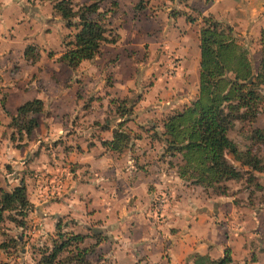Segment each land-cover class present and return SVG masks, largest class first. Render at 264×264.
Instances as JSON below:
<instances>
[{
  "label": "rangeland",
  "instance_id": "rangeland-1",
  "mask_svg": "<svg viewBox=\"0 0 264 264\" xmlns=\"http://www.w3.org/2000/svg\"><path fill=\"white\" fill-rule=\"evenodd\" d=\"M59 1L61 0H49L51 5ZM101 1L102 11L112 9L114 0ZM121 1L127 5L129 10V1L134 0ZM205 1L209 6L206 13L190 6L185 9L183 4L187 0H146L148 6L144 12H139L136 8L133 12L119 11L118 6L114 8L115 13L109 20L110 27L113 29L111 37L114 38L117 35L120 37L117 45H103L102 50L93 61L83 63L72 72L65 67L61 68L59 74L55 73L54 80L48 85H41L40 71H34L36 73L30 75L29 89L46 88L49 108L44 112V115L52 122L51 127L49 126L48 129L42 127V131L30 140H34L31 144V152H34V155L42 149L44 151L64 150L65 152L70 149H80V147L86 146V143L89 146L98 138L100 140L112 139L114 132L122 129L131 137L129 148L131 146L132 148L123 151L124 153L127 151L129 156L128 150H133L137 146V143L132 142V139L139 140L138 137H141L139 140L142 142L140 150L144 151V154L142 152L138 160L132 156V160L135 161L133 164L134 171H137L135 173L139 172L142 175L136 199L140 201V205H138L143 216H141L139 224L136 225L138 237L134 238L130 223L121 224L119 222L121 220L119 217L123 215L118 212L116 216L114 213L109 216V212H106L104 206L99 212L102 216L90 221L85 218L80 219L82 224L76 223L72 215L68 214L60 219H55L54 213H59V211L51 209L55 207L51 205L43 208L47 217H45L42 208L36 209L35 207L31 208V212L25 219L17 212L5 213V221L0 226V264H38L42 258V252L52 250L54 241H59L56 228L58 223L62 224L63 233L88 237L82 248L92 249L91 246L95 245L96 240L90 237L93 231L101 233L107 238L106 242L96 247L94 252L88 255L87 259L90 264H147L149 255L144 250L147 249L150 254L153 252L150 256H156L158 251L153 248L144 249V245H149L153 239H155L154 243H157L159 235L166 236L162 230L155 233L153 226H163L167 219L165 210L173 208L178 203L199 205L200 208L207 207L212 215L216 201L223 197L221 202L230 201L233 203L235 209H238L239 212L242 210L241 216L248 215L246 212L249 207L257 211H264V187L262 186L264 185V173L243 167L241 163L228 155V162L242 174V179L228 183H213L209 179H203L198 174H194L193 168L196 163L187 166L180 155L171 156L166 153L167 146L163 139L164 121L191 106L198 95H196L193 77H178L176 74L178 67L182 66L183 59L177 57V48H174V43L179 36H184L181 34L186 35L188 32L181 28L174 31L171 29L172 27L159 30L155 25L156 18H159L161 23L163 22L164 27H167V17L173 18L172 14L178 15L179 18L186 16L194 18L196 22L189 23L193 26V32L189 37L194 39L196 35H200L204 28L202 16H212L221 24V31L227 27L232 28L231 43L236 48L235 52L238 58L242 59L241 64H250L252 67L253 78L247 80L249 76L246 75L243 78L237 74V65L234 63L230 75L229 71L224 69L226 80L234 82L240 79L239 84H249L259 72L262 59L261 37L264 31V0H202V3ZM72 2L77 11L79 7L90 4L92 1L72 0ZM179 5H182L184 10H179ZM46 8L48 9V6ZM60 21L61 28L59 30L57 29L59 28L58 22L54 21L55 25L52 28L58 33H54L51 38L54 37L56 42L61 37V50L54 52L48 48L49 50L44 51L48 58L50 53L54 55L53 58H49L51 61L64 52V44L73 40L76 34L75 29H67L63 20ZM75 22H78V19ZM171 25L172 22L169 26ZM175 26L174 24L173 28ZM42 33L43 30L37 32L38 35ZM39 48L37 49L41 51ZM196 49L199 52V48ZM55 50L58 48L56 47ZM193 57L191 56V60ZM237 63L240 64V60ZM51 65L50 62L49 64L45 63L41 71L50 75L54 71ZM186 84L188 86L185 88ZM259 95L261 99L257 103L255 119L236 121L229 132V137L241 152L253 151L264 164V145L260 141L256 142L257 135L255 134L256 131H264V92H260ZM125 101H127L129 112L125 117H122L119 108ZM235 105L236 103L228 102L224 104L223 108L229 111L230 107ZM151 112L154 114L148 116V113ZM120 124L123 125L122 128L119 127ZM105 128L107 131L102 133ZM48 132L52 133V138L43 142L45 134ZM53 138L59 139L58 142H55L56 144L50 142ZM26 140V137L21 140L16 139L13 144L24 143ZM85 141L87 142L85 143ZM69 143L73 146L68 147ZM21 147L28 150L29 144L19 145V148ZM130 158L128 157V159ZM6 170L13 174L14 178L17 176L14 174L17 171L14 168L12 170L11 167H8ZM29 170V168H24L22 171ZM182 171L185 172V179L181 178L180 172ZM108 177L111 179L112 176ZM154 183L164 186L156 188ZM14 186L16 185H7L6 187ZM222 187L227 189L226 196H219L217 193ZM37 188L38 185L29 187L28 199L34 205L40 203L36 198ZM51 200L54 203L60 199L57 195H53ZM113 204L115 206V203ZM134 204L135 200H131L129 203L131 211ZM119 207L120 210H123L121 212H124V207ZM63 213H67V210H64ZM225 213L224 220L220 222L223 229L221 232L223 235H229L231 234L229 230L231 228L233 230L238 224L234 226L229 223L231 218L233 219V216H230L233 212L225 210ZM45 218H47L46 222L43 220ZM13 219L16 220L13 221ZM22 221L24 227L18 225ZM120 224L121 227H126V232L120 229ZM111 227L115 228V234L120 232L124 236H129L130 243L137 245L136 249H132L126 239L121 244L122 238H116V235L113 234L109 238L106 234L112 231ZM149 229L153 232L152 239H147L150 234ZM242 233L248 234L246 244L238 241L240 244L234 247L235 253L233 252L234 248H226L224 257L226 252H229L230 264H264L262 262L264 249L261 250L258 244L259 237L264 238V231L263 235L258 233L259 236L255 237L252 242L249 237V227L246 232ZM19 238L22 240L20 241ZM254 249L257 252L251 256V251ZM248 250L249 254L245 253ZM164 257H167L166 251ZM70 258L71 255L63 253L60 256V261L67 263V259Z\"/></svg>",
  "mask_w": 264,
  "mask_h": 264
},
{
  "label": "crops",
  "instance_id": "crops-1",
  "mask_svg": "<svg viewBox=\"0 0 264 264\" xmlns=\"http://www.w3.org/2000/svg\"><path fill=\"white\" fill-rule=\"evenodd\" d=\"M50 3L49 0H0V103L5 100V107L9 113V116L4 112L0 114V189L5 191L9 189L7 192H11L24 182L27 193H29L30 185H38L36 198L40 203L34 205L30 201L34 205L33 207L36 209L42 208L45 217H47V213L43 208L47 207V205L55 206L51 208L59 211V213H54L55 219H60L67 216L65 214H68L72 215L76 223L79 224H82L80 219L83 220L85 218L90 221L102 216L99 212L102 211L104 206L106 212H109V216L113 213L116 216L120 212L123 216L119 217L121 218L119 222L121 224L130 223L131 233L133 232V237L137 238L136 225L139 224L141 216H143L139 206L140 201L136 199L140 182H142V175L139 172L135 173L137 171H134L135 167L133 164L135 161L132 160V156L138 160L139 155L142 152L144 154V151L140 150L142 147L140 144L142 142L139 141L141 137H138L139 140L132 139V142L137 143V146L133 150H128L129 156L127 151L125 153H114L104 147L103 143L111 141L113 138L107 140L98 138V140L91 142L89 146H87V141H85L86 146L80 147V149H70L67 152L64 150L44 151L42 149V151L34 155V152H31V144H33L34 140H30L42 131V127H47L48 129L52 125L50 119L43 113L36 116L38 128L32 136L30 138L26 137L27 140L24 143L13 144L12 135L14 130L10 127L11 117L16 116L18 110L25 103L36 99L44 102L45 112L49 108L46 88L43 87L40 90L28 88V84L31 81L30 75L35 74L36 72L34 71H40L41 85H48L54 80V74H59L61 68L65 67V69L71 70L67 66L56 62V59L63 53L58 55L54 61L45 56L44 51L48 48L54 52L61 50V37L60 40L55 42V38H51V36L54 33H58L52 28L55 25L54 21L58 22L59 28L57 29L59 30L61 28L60 20L62 19L60 16L55 15L54 12V5L57 2L52 5ZM114 3L119 6V11L133 12L139 0L129 1V10L126 7L127 5L121 0H114ZM46 6H48V9ZM183 6L185 9H187V6L196 8L202 13H206L209 8L207 1L202 3V0H187ZM180 9L184 10L182 5H179ZM171 11L174 12L173 10ZM158 19H155V21L157 20L155 25L159 30L172 27L171 29L174 31L181 28V30L188 32L186 35L181 34L184 36H179L174 43V48H177V57L183 59V62H181L182 66L178 67L176 74L178 77H193L196 95H199L200 35H196L194 39L189 37L190 33L193 32V26L185 20L186 17H176V19L174 15L173 18L167 17V27H164L163 22L161 23ZM170 22H172L171 26H169ZM174 24L176 25L175 28H173ZM42 30L43 33L38 35L37 32ZM193 42L194 44L192 45ZM29 47L35 48L40 53V60L35 64L27 61L25 57ZM38 47L41 48V51L37 49ZM56 47L58 50H55ZM197 47L199 52H197ZM191 56H194L193 60H191ZM49 62L52 64V70L54 71L47 75L46 72L41 70L45 63L49 64ZM184 86L186 88L188 85ZM150 114L154 113H148V116ZM41 116L42 119L40 120ZM104 131H107V129H103L102 133ZM50 138H52V133L48 132L45 134L43 142H47L46 140ZM57 140L59 139L53 138L50 142L56 144ZM25 144H29L28 150L25 147L19 148V145ZM67 146L73 145L69 143ZM134 152L136 154H133ZM128 157L131 158L128 159ZM8 167H11L12 170L13 168L17 170L14 173L17 175L15 178L13 174L7 172L6 169ZM24 168H29L30 170L23 172ZM109 175L112 176L111 179L108 177ZM2 185L16 186L11 187L12 190H10L11 188ZM154 186L162 188L164 185L155 184ZM262 186L264 187V185ZM53 195H57L60 200L53 203L51 200ZM131 200H135L132 211L129 208ZM221 200H223V197L218 198V201H216L212 215L209 208H200L199 205L178 203L173 208L165 210L166 223L159 227L150 225L155 228V233L162 230L166 236L159 235V241L156 240L157 243H154L155 239H153V241L149 242V245H144V249L153 248L158 251L156 256H150L153 252L150 254L147 249L144 250L149 255L147 264H191L195 255L210 256L213 260H219L224 257L226 248L233 249L240 244L238 241L246 244L248 234H243L242 232H246L248 227L251 242L255 240V237L259 236L258 233L263 235L264 211H257L249 207L246 212L248 215L243 214L246 216H241L240 212L242 210L239 212L238 209L233 207V203L230 201L222 203ZM136 201L138 202L136 203ZM113 203H115V206ZM119 206L124 207V212H121L123 210H120ZM64 210H67V213H63ZM225 210L233 212L232 215L230 214L233 219H229V223L234 226L238 224L233 230L232 228L229 230L231 232L229 235H223L221 232L223 229L220 222L226 216ZM43 220L46 222L47 218ZM121 224L120 229L126 232V227H121ZM110 229L113 232L109 231V234H106L109 238L112 234L116 235V238H122L121 244L126 239V242L130 244L129 246L132 249H136L137 245L130 243L129 236L126 235L127 238L120 232L117 233L118 235L115 234L114 227ZM151 229H149L150 234H148L147 239H152L153 237ZM225 232L227 233V231ZM260 238L258 244L263 250L264 238ZM19 240L21 241L22 238H19ZM165 251L167 257H164ZM233 252L235 253V248ZM256 252V249L251 251V256ZM245 253L249 254V250ZM262 262H264L263 259Z\"/></svg>",
  "mask_w": 264,
  "mask_h": 264
},
{
  "label": "trees",
  "instance_id": "trees-1",
  "mask_svg": "<svg viewBox=\"0 0 264 264\" xmlns=\"http://www.w3.org/2000/svg\"><path fill=\"white\" fill-rule=\"evenodd\" d=\"M90 4L79 7L76 11L72 0H61L54 5L55 15L60 16L65 27L69 30L75 29L73 40L64 44L63 54L56 62L63 64L71 70H76L83 62L93 61L100 53L103 45H117L120 37L112 38L110 18L114 15L117 3L112 4V9L102 11L101 0H91ZM146 0H139L137 11L146 10ZM174 17H179L173 14ZM185 15V14H184ZM188 23H195L194 18L188 17ZM78 19V22H75ZM204 28L200 32V90L196 101L191 106L178 112L164 121L165 133L163 139L166 143V153L171 156L180 155L193 168L194 174L203 179H209L213 183H228L239 181L242 174L236 167L231 165L227 156L231 155L235 161L243 167H249L255 172L264 173V164L253 151L241 152L237 145L230 139L229 132L236 121H247L255 119L257 115V103L261 99L260 92H264V31L261 37L262 59L259 72L255 79L249 84H239L226 80L224 69L232 72L234 63L237 65V74L253 78L251 65L241 64L236 48L232 45V28L220 30L221 24L212 16H202ZM229 31V32H228ZM27 61L35 64L40 60V53L35 48L29 47L25 53ZM52 53L49 58H53ZM240 60V64L237 61ZM235 71V70H234ZM238 77V76H237ZM231 78V77H230ZM236 103L229 111L223 108L226 103ZM123 108V109H122ZM121 116L129 112L127 101L119 108ZM9 113L5 107V100L0 103V114ZM45 112V104L36 99L25 103L11 117L10 127L14 130L13 142L16 139L30 138L38 128L36 116ZM122 124L119 127L122 128ZM257 141L264 145V131H256ZM254 140V139H253ZM256 140V139H255ZM131 137L118 129L113 134V139L104 142L107 150L114 153H122L129 148ZM181 178L185 179V172H180ZM200 184V183H199ZM207 186V185H206ZM219 196H226L227 189H219ZM33 205L28 199L27 188L24 182L11 192L0 189V226L5 221V213L17 212L24 219L31 212ZM16 219H13L15 221ZM24 227V222L18 223ZM58 240L54 241L52 250L42 252V258L38 264H90L87 257L94 252L96 247L107 241V238L96 231L90 237L96 240L92 249L82 248L86 238L85 235L67 234L62 232V224L58 223ZM63 253L71 255L67 263L60 261ZM229 252L220 260H213L210 256L195 255L191 264H230Z\"/></svg>",
  "mask_w": 264,
  "mask_h": 264
}]
</instances>
